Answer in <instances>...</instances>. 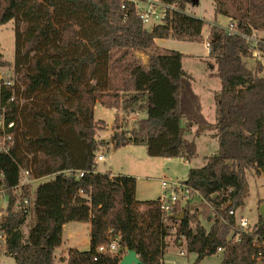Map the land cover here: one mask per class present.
Masks as SVG:
<instances>
[{
  "label": "trees",
  "instance_id": "1",
  "mask_svg": "<svg viewBox=\"0 0 264 264\" xmlns=\"http://www.w3.org/2000/svg\"><path fill=\"white\" fill-rule=\"evenodd\" d=\"M138 1L0 0V25L12 21L15 38L13 62L0 53V68H11L13 82L0 79V105L15 124L11 151L0 153V189L7 198L4 254L16 264H54L63 227L82 222L90 224V248L70 249L62 262L119 264L134 250L142 264H165L167 241L174 238L197 255L195 264L219 249L220 264H264L261 215L248 233L230 215L244 205L247 172L264 174V0H215L216 15L236 21L247 36L253 29L263 36L251 46L211 27L209 75L221 82L213 124L183 69L185 55L156 45L158 39L202 40L204 21L185 12L195 0H159L175 9L150 29L139 18ZM254 53L261 61L251 70L244 59ZM97 102L131 115L144 111L130 130L118 125L109 143L114 149L144 146L151 158H195L194 139L204 128H215L217 152L204 166L190 168L186 180L211 211L209 228L188 206L174 212L185 214L176 221L161 210L159 198L138 200L136 178L98 171L104 143L96 134L106 123L94 118ZM22 170L38 183L17 194ZM78 172L84 175L78 178ZM19 197L29 204L16 211ZM113 241L114 252H98Z\"/></svg>",
  "mask_w": 264,
  "mask_h": 264
},
{
  "label": "rangeland",
  "instance_id": "2",
  "mask_svg": "<svg viewBox=\"0 0 264 264\" xmlns=\"http://www.w3.org/2000/svg\"><path fill=\"white\" fill-rule=\"evenodd\" d=\"M140 8L145 7V3L138 1ZM186 14L201 19L204 21V29L202 33V40L195 42L178 41L174 38L167 39L162 45L165 49L181 52L185 55L183 59V69L191 75L193 91L200 98L203 115L206 120L213 124L216 120V104L215 95L221 89V82L218 78H213L209 75L211 68L214 67V60L208 54L205 41L209 36L210 29L213 26L221 29L228 28L231 19L222 15L215 14V0H198V4L189 5L186 9ZM233 21V20H232ZM236 22V21H235ZM152 24L145 25V28L150 29ZM260 37L263 33H259ZM14 30L13 22L10 21L7 24L0 25V53L2 58L6 61L13 62L15 44H14ZM138 57L147 63V57L144 54L139 53ZM257 61H261L259 55H253L252 58L244 59L245 65L254 70ZM0 77L8 79L12 78L11 68H0ZM144 111H141L135 115H131L123 108L119 110L105 108L100 102H97L94 107V118L97 121H104L106 128L97 131L96 139L103 142L100 146V150L97 156H104V160L98 161L97 168L99 172H118V170H125L124 168H135L138 163H141L143 159L152 161L147 162L150 170L143 171L142 168L137 169L134 176L136 178L138 189L137 198L140 200H155L161 194V179L183 181L187 180L188 171L190 168L202 167L206 163V157L214 154L218 150V141L214 136L216 133L215 128L212 126L204 128V132L200 137L194 136V128L191 134L187 137L189 140L195 138L197 143V156L190 160L184 158H167L153 159L147 156L145 148L137 146L124 148L121 150H114L113 146L109 143L110 137L114 129L121 125L124 129L130 130L138 118L144 117ZM109 143V144H108ZM133 149V152L132 150ZM156 163V165L154 164ZM38 182L33 183V188ZM264 201V174L260 177H256L247 172L246 179V198L244 205L238 209V216L244 217L250 220L254 225L258 223L260 216V202ZM7 205V198L5 195L0 194V212H4ZM192 212L198 213L199 220L205 228H209L211 224L210 217H212L211 211L206 204L200 200L195 199L187 205ZM31 221L29 215L27 225L22 227L24 233L28 232V223ZM76 227L73 229V233L70 235L71 225L65 226L63 232V243L61 248L55 249L53 255L54 264H68L62 262V256H67L70 249H78L80 251H86L90 248V236L89 225L82 222H74ZM3 242L0 243V264H16V261L4 254ZM63 249L64 251H61ZM184 255H180V252ZM197 255L189 253L186 250V244L176 243L174 238L167 241L165 254L163 261L165 264H195ZM222 261V254L218 252L215 255L207 256L203 258L198 264H220Z\"/></svg>",
  "mask_w": 264,
  "mask_h": 264
},
{
  "label": "built area",
  "instance_id": "3",
  "mask_svg": "<svg viewBox=\"0 0 264 264\" xmlns=\"http://www.w3.org/2000/svg\"><path fill=\"white\" fill-rule=\"evenodd\" d=\"M145 3L144 8H140L138 6V3H136L138 15L140 20L142 21V24L145 26L147 24H159L161 23L164 18L166 17V14L168 11L174 10V6H168L160 2L159 0H141ZM219 28V27H218ZM221 29V28H220ZM224 32L227 35H237L245 39L247 42L250 43L251 46H257L262 38L259 35V31L253 29L251 35H245L238 31L237 29V22L232 21L229 23L228 28L223 29ZM205 46L207 49L208 54L211 52V42L209 36L206 38ZM254 55H257L254 53ZM0 79H3L6 83V85L11 86L12 80L11 77L8 79H5L3 77H0ZM11 98V100H13ZM7 107L0 105V153L1 154H9V152L12 149V146L14 144V134L13 130L15 127L14 122L9 121L7 117ZM98 161L104 160V156H97ZM84 175L83 172H78L77 177H82ZM35 181L30 179V173L27 170H22L21 176H20V185L16 188L17 194H20L21 187L33 184ZM161 195L159 197V203L161 210L168 213L169 215H174L176 210L182 209V207H185L189 205L191 201H194L195 199L200 200L202 202H205L203 197L200 195V193L194 189L190 184H188L186 181L176 179V180H167V179H161ZM0 194L5 195V191L0 189ZM29 204V201L27 198H21L19 197L17 202L14 205V210L20 211L23 209L24 206ZM4 215V212H0V226L2 223V217ZM230 215L236 217V227L239 228L240 231H244L246 233L253 231L255 228V225L250 222L249 219L244 217H239L236 213V211L232 210L230 211ZM5 236L0 231V241H3ZM263 246H264V238L262 239ZM117 248V244L113 241L109 245H102L98 247V252L105 253V252H114ZM219 252H222L221 249H219ZM180 255H184V253L181 251Z\"/></svg>",
  "mask_w": 264,
  "mask_h": 264
},
{
  "label": "crops",
  "instance_id": "4",
  "mask_svg": "<svg viewBox=\"0 0 264 264\" xmlns=\"http://www.w3.org/2000/svg\"><path fill=\"white\" fill-rule=\"evenodd\" d=\"M165 41L166 40H164V39H158V40H156V45L157 46H159V47H161V48H164L162 45L165 43ZM194 131L196 130V128H194L193 129ZM200 137V136H199ZM192 139H194V138H192ZM191 139V140H192ZM195 140V139H194ZM196 141V140H195ZM196 145H197V143H196ZM132 146H134V145H128V146H126V147H122V148H119V149H114V150H121V149H124V148H130V147H132ZM134 147H137V146H134ZM140 147H142V146H140ZM198 147V146H197ZM143 148H145L144 146H143ZM198 149V148H197ZM130 150H132L133 151V149H130ZM145 150H146V148H145ZM133 152H135V151H133ZM147 154V153H146ZM148 156V155H147ZM149 157V156H148ZM151 158V157H150ZM153 159H163V160H165V159H167V158H153ZM169 159V158H168ZM147 162H150V163H152V161H147V159H143V161L141 162V163H138L137 164V167H135V168H124L125 170H118V172H111L112 174H123V175H127V176H132V177H134V176H137V174H135V171L137 170V169H140V168H142V170L143 171H148V170H150V168H149V165L147 164ZM155 165H156V163H154ZM137 189H138V184L136 185V197H137ZM162 191V190H161ZM161 195V194H160ZM160 195L158 196V198L160 197ZM157 198V199H158ZM138 199V198H137ZM138 200H140V199H138ZM264 202V201H263ZM262 202V203H263ZM238 212V210L236 211V213ZM238 215V214H237ZM88 225H89V227H88V229H89V231H90V224L89 223H87ZM68 225H71V229H70V235L73 233V229L76 227V224L74 223V222H71V223H68V224H66L65 226H68ZM65 226L63 227V230H64V228H65ZM64 232V231H63ZM62 243H63V240H62ZM59 248H61V247H59ZM74 249H76V248H74ZM61 251H64L63 249H61ZM62 257H65L64 255L62 256Z\"/></svg>",
  "mask_w": 264,
  "mask_h": 264
},
{
  "label": "water",
  "instance_id": "5",
  "mask_svg": "<svg viewBox=\"0 0 264 264\" xmlns=\"http://www.w3.org/2000/svg\"><path fill=\"white\" fill-rule=\"evenodd\" d=\"M196 4H198V0H195L193 3V5H196ZM259 211H260V215L262 217V221L264 223V204L260 206ZM184 218H185L184 213L172 215V219H174L176 221H182ZM1 230H2V228L0 226V231ZM119 264H142V261H141L139 255L137 254L136 251L127 250L125 255L122 257Z\"/></svg>",
  "mask_w": 264,
  "mask_h": 264
}]
</instances>
